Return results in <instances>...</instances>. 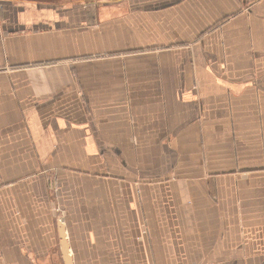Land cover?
<instances>
[{
	"label": "crops",
	"instance_id": "crops-1",
	"mask_svg": "<svg viewBox=\"0 0 264 264\" xmlns=\"http://www.w3.org/2000/svg\"><path fill=\"white\" fill-rule=\"evenodd\" d=\"M0 264H264V0H0Z\"/></svg>",
	"mask_w": 264,
	"mask_h": 264
}]
</instances>
